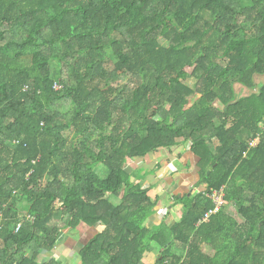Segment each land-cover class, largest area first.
<instances>
[{
	"label": "trees",
	"instance_id": "obj_1",
	"mask_svg": "<svg viewBox=\"0 0 264 264\" xmlns=\"http://www.w3.org/2000/svg\"><path fill=\"white\" fill-rule=\"evenodd\" d=\"M260 76L264 0H0V264H60L79 226L80 264H144L152 243L153 264H264ZM179 144L197 191L148 227L158 167L128 164Z\"/></svg>",
	"mask_w": 264,
	"mask_h": 264
},
{
	"label": "crops",
	"instance_id": "obj_2",
	"mask_svg": "<svg viewBox=\"0 0 264 264\" xmlns=\"http://www.w3.org/2000/svg\"><path fill=\"white\" fill-rule=\"evenodd\" d=\"M193 162L194 157L188 152V144H179L173 147L171 151L161 149L143 161L128 164L132 171L141 170V175L158 167V172L140 181L142 187H152V194L160 197L156 212L147 221L148 227H156L161 224L166 227L171 226L179 219L182 210L178 205L174 206L171 197L174 195L181 197L185 193L194 194L197 191L193 187L196 181ZM174 163L180 166H175ZM190 163H193V165H189ZM137 164H141V166L135 167L136 169L131 166H137ZM95 233V228L85 226H79L71 232L64 231L58 238L55 252L51 254L56 257L60 264H80L78 247L85 244ZM150 248L143 256L142 262L144 264H153L160 250L156 243H152ZM176 251L177 253L181 252L179 249L176 250L175 247ZM206 252H208V249ZM47 257L49 258V256Z\"/></svg>",
	"mask_w": 264,
	"mask_h": 264
},
{
	"label": "rangeland",
	"instance_id": "obj_3",
	"mask_svg": "<svg viewBox=\"0 0 264 264\" xmlns=\"http://www.w3.org/2000/svg\"><path fill=\"white\" fill-rule=\"evenodd\" d=\"M124 82H127V78L126 79H124ZM262 82H264V76H260V77H258L257 78V83H258V85H260ZM235 92H236V96L237 97H241V96H245V95H248L249 93H251V90H249V89H246V88H243V87H241V86H235ZM63 134H64V136L65 137H67V138H71V136H72V131H70V130H66V131H64L63 132ZM178 160H180V159H178ZM194 163V162H193ZM175 164V166H180L179 164H177V163H174ZM133 168H135V167H139V166H141V164H137V166H133V165H131ZM128 168V170H130L131 168H129V166L127 167ZM136 169V168H135ZM134 169V170H135ZM142 183V182H141ZM226 211H227V213L228 214H230L232 217H234V218H236L239 222H241L242 221V219L240 218V216L237 214V212H236V209H235V207L233 206V205H229L228 207H227V209H226ZM207 249L208 248H206L205 250L207 251ZM51 252H55V249H53V250H51ZM51 254V253H50ZM54 254V253H53ZM52 255V254H51ZM47 256H49V255H47L46 253H43L42 254V256H41V258H39V260H41V262H43L44 260H45V258L47 259L48 257Z\"/></svg>",
	"mask_w": 264,
	"mask_h": 264
},
{
	"label": "built area",
	"instance_id": "obj_4",
	"mask_svg": "<svg viewBox=\"0 0 264 264\" xmlns=\"http://www.w3.org/2000/svg\"><path fill=\"white\" fill-rule=\"evenodd\" d=\"M257 143V139H252L248 142L249 147H254ZM210 198L212 200V208H210L205 214L203 215L200 223L206 222L212 215L218 213L224 206V193L223 190H220L218 192H213L212 195H210ZM20 224L17 225L16 230H18Z\"/></svg>",
	"mask_w": 264,
	"mask_h": 264
}]
</instances>
